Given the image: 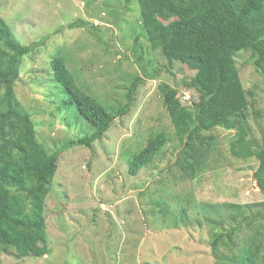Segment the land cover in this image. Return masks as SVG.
<instances>
[{
	"label": "rangeland",
	"instance_id": "rangeland-1",
	"mask_svg": "<svg viewBox=\"0 0 264 264\" xmlns=\"http://www.w3.org/2000/svg\"><path fill=\"white\" fill-rule=\"evenodd\" d=\"M0 15L20 42L45 38L20 63L15 95L49 151L93 131L52 80L55 54L64 57L77 84L106 106L125 104L131 75H156L138 84L129 109L91 147L71 146L59 153L44 205L47 253L17 258L12 251L0 252V264H215L209 240L214 231L230 226L225 204L252 205L246 214L260 210L264 215V197L253 179L258 161L231 154L233 131L217 127L208 133L216 144L207 154L208 168L195 178L182 176L174 165L180 143L157 84H175L177 96L189 105L194 93L182 85L194 70L169 63L159 49H147L137 1L0 0ZM77 17L93 24L104 43L86 27L68 28ZM235 63L243 87L253 93L245 110L247 129L249 139L259 144L264 82L249 51H238ZM160 130L169 135L166 144L151 163L129 175L128 156ZM208 204L216 205L218 214ZM182 207L186 222L178 216ZM206 216L222 221L209 224Z\"/></svg>",
	"mask_w": 264,
	"mask_h": 264
},
{
	"label": "trees",
	"instance_id": "trees-1",
	"mask_svg": "<svg viewBox=\"0 0 264 264\" xmlns=\"http://www.w3.org/2000/svg\"><path fill=\"white\" fill-rule=\"evenodd\" d=\"M135 1L147 49H159L169 63L177 61L194 70L182 85L194 93L195 100L189 105L177 96L179 87L175 84H157L180 143L174 165L181 169L182 176L195 178L208 168L207 154L216 144L215 136L208 133L217 127L233 131L229 150L237 158H256L253 179L264 197V133L259 144L248 137L245 110L248 95L253 93L243 87L235 63L238 51H249L251 65L264 82V0ZM67 27H86L98 42L104 43L100 32L84 17H77ZM44 40L20 42L0 15V252L12 251L17 258L47 253L44 205L59 153L71 146L91 147L114 118L129 109L138 84L156 76L145 72L143 76L131 75L125 104L106 106L77 84L64 57L55 54L51 59L52 80L67 94L68 99L63 101L72 104L74 113L93 131L49 151L38 140L29 111L15 95L20 63ZM134 49L139 52L136 43ZM168 138L164 130L149 136L137 153L128 156V174L136 175L151 163ZM251 206L225 204L230 226L214 231L209 240L215 264H264V215L260 210L246 214ZM206 207L218 214L216 205ZM178 216L187 221L184 207ZM218 219L205 217L214 225L222 221Z\"/></svg>",
	"mask_w": 264,
	"mask_h": 264
}]
</instances>
